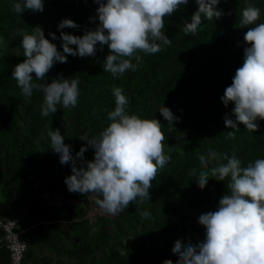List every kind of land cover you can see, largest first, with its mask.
<instances>
[{"label": "trees", "instance_id": "1", "mask_svg": "<svg viewBox=\"0 0 264 264\" xmlns=\"http://www.w3.org/2000/svg\"><path fill=\"white\" fill-rule=\"evenodd\" d=\"M13 2L0 0V37L4 40L0 46V193L6 195L9 210L24 206L20 228L35 224L21 235L27 242L25 263L179 264L172 255L175 244L184 241L187 247L189 240L193 244L203 240L206 229L198 216L215 210L228 192L227 178H209L203 189L197 187L195 180L205 170L200 157L213 149L229 156L235 152L244 166L264 157V120H258L260 127L255 131L241 123L236 136L230 137L225 114L232 115L234 103L226 106L221 99L244 62V33L253 26L241 28L239 19L248 0H222L218 6L226 13L222 19L205 17L196 34H186L184 21H190L198 9L196 0H189L165 20L172 44L156 53L140 51L142 61L132 58L139 65L136 70L128 69L120 76L103 67L108 45L101 49L98 43L95 56L66 54L68 60L56 62L45 80L50 83L60 73L79 77V102L69 108L58 104L57 112L48 116L41 115L43 92L34 89L26 97L12 76L15 65L26 58L22 35L39 25L62 50V38L54 39L50 33L83 35L86 29H95L99 4L96 0H45L43 11L26 9L19 14ZM253 3L261 8L257 23L264 22V0ZM65 17L79 27L59 29ZM114 86L123 87L129 97V112L161 120L164 150L171 158L152 181L151 200L130 202L125 211L112 217L91 218L88 210L97 204V194L69 191L65 177L72 172L71 162L61 163L59 153L51 149L48 129L60 128L75 155L87 144L80 136L97 135L109 123L107 113L115 107ZM163 104L177 121H167L159 111ZM94 152L89 146L84 159H93ZM46 196L54 204L46 205ZM58 198L62 205H57ZM144 210H150L151 216H142ZM98 211L111 215L101 207ZM3 235L0 229V238ZM0 264H10L4 240L0 241Z\"/></svg>", "mask_w": 264, "mask_h": 264}, {"label": "clouds", "instance_id": "2", "mask_svg": "<svg viewBox=\"0 0 264 264\" xmlns=\"http://www.w3.org/2000/svg\"><path fill=\"white\" fill-rule=\"evenodd\" d=\"M96 2L99 4L96 9L99 23L95 29H86L83 35L67 31H61L59 36L56 32L50 33L54 39L62 38V50L39 25L33 32L22 35L26 58L15 65L12 76L26 97H31L34 89L43 92L42 116L56 113L58 104L69 108L79 102V77H65L60 73L50 83L45 80L46 73L56 62L68 60L66 54L95 56L98 43L101 49L108 45L110 51L103 63L105 71L120 76L128 69L136 70L139 65L132 58L142 61L140 51L156 53L172 44L165 32V20L189 0ZM221 2L196 0L198 9L190 21L185 19L183 31L196 34L205 17L209 21L222 19L226 13L218 8ZM13 8L19 14L26 9L43 11L45 0H14ZM260 15L261 8L248 0L239 19L241 28L253 27L244 33V62L236 69L233 82L221 97L226 106L234 103L232 115L225 114V124L232 129L228 131L230 137L236 136L241 123L255 131L260 127L258 120H264V22L257 23ZM69 26L79 27L75 20L67 17L58 24L61 30ZM3 44V37H0V46ZM39 80L44 82H36ZM113 93L115 107L107 113L109 123L97 135L85 133L80 136L87 144L75 155L73 146L65 143L60 128L50 127L48 135L51 149L59 153L61 163L71 162L72 172L65 177L69 191L96 193V203L107 213L116 215L125 211L130 202L151 200L152 181L158 169L171 157L164 150L165 133L161 120L129 112V97L123 87L114 86ZM159 111L168 122L178 120L164 104ZM89 146L95 152L94 158L87 160L84 155ZM200 163L205 170L195 180L197 187L203 189L209 178L220 181L227 178L228 192L219 199L215 210L198 216V222L206 229L205 238L196 244L189 240L187 247L184 241L176 243L172 255L179 259V264H264V157L244 166L235 152L229 156L227 152L213 149L207 156L200 157ZM141 215L150 217L151 211L144 210Z\"/></svg>", "mask_w": 264, "mask_h": 264}, {"label": "built area", "instance_id": "3", "mask_svg": "<svg viewBox=\"0 0 264 264\" xmlns=\"http://www.w3.org/2000/svg\"><path fill=\"white\" fill-rule=\"evenodd\" d=\"M19 222V217L0 219V229L4 232L3 237L9 250L10 264H32L25 263L27 242L21 235L33 227L20 228Z\"/></svg>", "mask_w": 264, "mask_h": 264}, {"label": "crops", "instance_id": "4", "mask_svg": "<svg viewBox=\"0 0 264 264\" xmlns=\"http://www.w3.org/2000/svg\"><path fill=\"white\" fill-rule=\"evenodd\" d=\"M48 197L46 196V205H52V203H50V200L47 199ZM57 205H62L61 199H57L56 200ZM54 204V203H53ZM25 212L24 206L19 208L18 211L15 210H9L6 207V195L4 194V192L2 191L0 193V219H8V218H16V217H21V215ZM35 224L32 225V227L34 228ZM31 227V226H30ZM32 228V229H33Z\"/></svg>", "mask_w": 264, "mask_h": 264}, {"label": "rangeland", "instance_id": "5", "mask_svg": "<svg viewBox=\"0 0 264 264\" xmlns=\"http://www.w3.org/2000/svg\"><path fill=\"white\" fill-rule=\"evenodd\" d=\"M100 209V206L98 205V204H93L91 207H90V209L88 210V216H90L91 218H94L95 216H97V215H99V214H101L102 212H100V211H98ZM93 210H97V212L98 213H96V214H93L92 212H93ZM92 213V214H91ZM102 215H104V213H102ZM106 216H109V217H112V216H114V215H107L106 214ZM154 243H156V240L155 241H153ZM150 244H151V242H150Z\"/></svg>", "mask_w": 264, "mask_h": 264}, {"label": "water", "instance_id": "6", "mask_svg": "<svg viewBox=\"0 0 264 264\" xmlns=\"http://www.w3.org/2000/svg\"><path fill=\"white\" fill-rule=\"evenodd\" d=\"M101 214H102V213H101ZM104 215H106V214L104 213ZM1 240H4V237H1V238H0V241H1Z\"/></svg>", "mask_w": 264, "mask_h": 264}]
</instances>
